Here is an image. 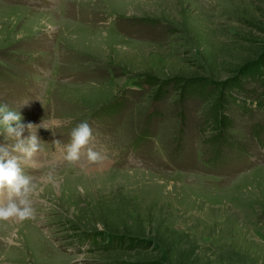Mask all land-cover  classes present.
Masks as SVG:
<instances>
[{
  "label": "rangeland",
  "instance_id": "374dc122",
  "mask_svg": "<svg viewBox=\"0 0 264 264\" xmlns=\"http://www.w3.org/2000/svg\"><path fill=\"white\" fill-rule=\"evenodd\" d=\"M262 60L264 0H0L21 139L87 122L102 157L34 154L35 218L0 221V264H264Z\"/></svg>",
  "mask_w": 264,
  "mask_h": 264
},
{
  "label": "clouds",
  "instance_id": "9594fccd",
  "mask_svg": "<svg viewBox=\"0 0 264 264\" xmlns=\"http://www.w3.org/2000/svg\"><path fill=\"white\" fill-rule=\"evenodd\" d=\"M51 29V26H49ZM19 111L0 106V134L7 140H15L12 145L0 146V221H24L34 219L32 197L36 186L31 176L24 171L25 166L34 165L32 160L41 151L37 127L28 124L30 136L21 139L25 125L21 123ZM71 142L66 146L64 159L69 163L80 161L82 150L89 145L92 130L87 122L79 123L70 133ZM59 143V141H57ZM85 159L96 164L102 160L99 152L87 148ZM50 179V177H49Z\"/></svg>",
  "mask_w": 264,
  "mask_h": 264
},
{
  "label": "trees",
  "instance_id": "16d2710c",
  "mask_svg": "<svg viewBox=\"0 0 264 264\" xmlns=\"http://www.w3.org/2000/svg\"><path fill=\"white\" fill-rule=\"evenodd\" d=\"M260 64H262V68H263V70H264V60H262V62H260ZM253 72L254 71H252V70H249V73L248 74H245V77H250V75H253L254 76V74H253ZM198 82H200L199 81V79H197V80H193L192 82H190L191 84V86H189V83H187V85H185V87H188L189 89H192L193 88V86L192 85H194V84H196V83H198ZM185 83V82H184ZM238 84H240V82H238ZM156 232H154V234H155ZM155 237H156V235H155ZM154 237V239L156 240V242L158 243V244H160L161 242L159 241V238L157 237V238H155ZM131 241V240H130ZM147 242L146 241H142V242H138V240H136V239H133V245H135L136 246V249L137 248H143V249H145V248H147ZM161 245V244H160Z\"/></svg>",
  "mask_w": 264,
  "mask_h": 264
}]
</instances>
